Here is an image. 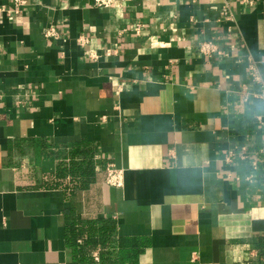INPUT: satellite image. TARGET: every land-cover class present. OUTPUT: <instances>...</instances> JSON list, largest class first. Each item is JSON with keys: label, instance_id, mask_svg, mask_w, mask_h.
Returning a JSON list of instances; mask_svg holds the SVG:
<instances>
[{"label": "crops", "instance_id": "0c3cea01", "mask_svg": "<svg viewBox=\"0 0 264 264\" xmlns=\"http://www.w3.org/2000/svg\"><path fill=\"white\" fill-rule=\"evenodd\" d=\"M14 1L0 0V264H80L71 222L93 226L78 243L96 241L95 264H264V85L248 74L264 81V0ZM77 165L93 172L78 189Z\"/></svg>", "mask_w": 264, "mask_h": 264}, {"label": "built area", "instance_id": "2783aa9c", "mask_svg": "<svg viewBox=\"0 0 264 264\" xmlns=\"http://www.w3.org/2000/svg\"><path fill=\"white\" fill-rule=\"evenodd\" d=\"M125 1H132V0H94L93 4L95 7H98V8H114V7L120 6ZM29 2H30L29 0H15L14 8L16 10V13H20L23 10V8H25L29 4ZM2 12H5L4 7H0V13ZM222 15L226 19H230V12H229L228 7L223 8ZM136 32L137 34L140 33V26L136 28ZM45 35L46 37L50 38V37H55L57 34L54 30L50 29L46 31ZM86 44H87V41H81V45H86ZM199 51L203 56L207 58H212L214 57L215 54L222 55V52L220 51L217 44L211 41H205L201 43L199 46ZM108 55H110V53ZM248 72H249L248 73L249 77L252 81L256 83H262L264 85V81L261 78V75L259 73L256 63H253L252 61H250L249 66H248ZM255 97L264 102V90L260 92L259 94H256ZM261 152L264 154V146L262 147ZM232 156L233 154H230L229 159ZM240 157L243 160L248 158V152L245 148L241 150ZM252 165L254 169H258V162L256 159L253 160ZM122 182H123V171L117 169L113 165L108 167L107 183L113 187H121Z\"/></svg>", "mask_w": 264, "mask_h": 264}, {"label": "trees", "instance_id": "16d2710c", "mask_svg": "<svg viewBox=\"0 0 264 264\" xmlns=\"http://www.w3.org/2000/svg\"><path fill=\"white\" fill-rule=\"evenodd\" d=\"M264 155V154H263ZM76 172L79 175L78 183H80L79 186H75L76 189L84 187L89 180L93 176V172L91 169H84L82 166L77 165L76 166ZM78 178V177H77ZM75 189V190H76ZM93 226H91L89 229L77 227L76 224L69 223L67 226V239L69 242V245H71L75 251V256L80 262V264H95L91 260V251L97 246V243L94 239L87 240L83 245H79L78 241L82 237H84V234L86 231H92ZM260 252L264 256V240L260 243ZM121 261L124 263L129 262L130 264H137L136 256H131L130 253H125L123 256H121ZM119 262V260H118ZM114 263V261H112ZM116 264V262L114 263Z\"/></svg>", "mask_w": 264, "mask_h": 264}]
</instances>
